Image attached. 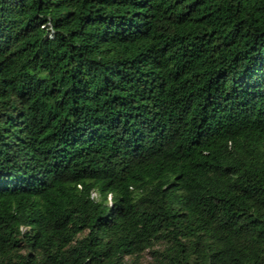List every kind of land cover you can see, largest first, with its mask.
<instances>
[{
    "label": "trees",
    "instance_id": "obj_1",
    "mask_svg": "<svg viewBox=\"0 0 264 264\" xmlns=\"http://www.w3.org/2000/svg\"><path fill=\"white\" fill-rule=\"evenodd\" d=\"M0 264H264V0H0Z\"/></svg>",
    "mask_w": 264,
    "mask_h": 264
}]
</instances>
